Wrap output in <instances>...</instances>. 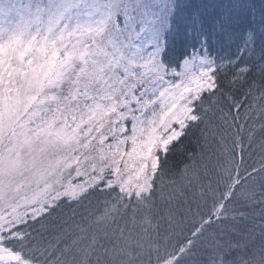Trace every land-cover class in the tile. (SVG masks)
Here are the masks:
<instances>
[{
	"label": "snow or ice",
	"instance_id": "1",
	"mask_svg": "<svg viewBox=\"0 0 264 264\" xmlns=\"http://www.w3.org/2000/svg\"><path fill=\"white\" fill-rule=\"evenodd\" d=\"M245 8L0 0V264H264Z\"/></svg>",
	"mask_w": 264,
	"mask_h": 264
},
{
	"label": "trees",
	"instance_id": "2",
	"mask_svg": "<svg viewBox=\"0 0 264 264\" xmlns=\"http://www.w3.org/2000/svg\"><path fill=\"white\" fill-rule=\"evenodd\" d=\"M192 2L193 3L210 2V0H192ZM212 2L230 3L232 2V0H212ZM238 2L246 5V8L244 9V13L249 19L254 18L257 22L259 21L261 11L264 10V0H238ZM253 9L255 10L254 13L252 11ZM170 160L175 164H179L181 157L179 154H176L170 157ZM237 163L240 165L241 174H243V170L245 168H247L248 171H251L253 167L258 168L261 163H264V160L261 159V154L258 151H256L251 153H244L242 161L240 160L238 155Z\"/></svg>",
	"mask_w": 264,
	"mask_h": 264
}]
</instances>
